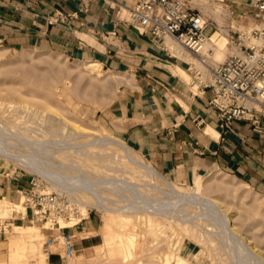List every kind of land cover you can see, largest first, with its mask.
<instances>
[{
  "label": "rangeland",
  "instance_id": "obj_1",
  "mask_svg": "<svg viewBox=\"0 0 264 264\" xmlns=\"http://www.w3.org/2000/svg\"><path fill=\"white\" fill-rule=\"evenodd\" d=\"M234 1L223 0L218 4L216 0H194L193 7L204 14L208 22V43L219 41L225 36L224 32L236 37L237 32L246 33L262 25L263 18L255 17L257 11L246 5L248 1L244 2L245 5ZM227 47L229 51L219 60L214 58L211 62L209 58L206 63L214 65L234 52L231 46ZM171 52L175 55L174 51ZM181 54L182 59L190 62L192 78L185 76L189 82L194 79L197 70L208 76L209 67L206 64V67L198 66L193 60L199 57L184 51ZM89 63L91 61L69 59L57 53L8 51L0 47V143L17 154L28 155L31 150L26 144L39 142L41 159L48 158L56 165L78 167L86 177L98 184L99 195L102 194L108 208L115 210L123 207L128 212L143 214L159 211L171 216L173 221L169 219L171 217L151 215L150 223L142 226L141 223L133 225L123 222L125 225L121 224L122 227L119 223L110 224V232L122 240V247L125 244L117 251L105 245L106 218L103 212L88 204H93L89 196L82 192H61L66 198V210L79 221L69 228L70 234L75 235L74 228L84 218L89 217L94 222V229L76 234L73 241L77 242L87 234L96 236L91 238L87 248L75 246L70 260L59 259L55 264H175L179 257L188 264H264V193L224 173L213 172L186 184L168 179L183 191L193 195L195 192V196L199 197L197 202H176L180 200L170 195V191L155 185L148 174L133 170L131 164L135 163L128 150H132L137 159L148 160L117 138L106 127L105 120L100 118L101 111L112 101L124 77L100 68L98 79L103 82L92 81L90 76L83 73V70L91 67ZM192 85L195 87L196 83ZM45 103L53 109H45ZM83 129L96 130L100 136H107L104 138L118 140L119 147L111 149L88 144L92 136L83 133ZM49 152L56 153L50 156ZM70 169L66 172L80 173ZM12 171L20 173L24 181L29 182L33 178L40 181L47 191L60 194V190L49 181L0 156V173L10 175ZM222 180L225 184L231 183L232 188L228 191L216 189L215 183H222ZM116 187L117 191H114ZM202 195L220 203L224 213L214 207H206L205 201L200 203ZM0 201L4 204L2 207L0 203V223L4 219L9 225L0 244L4 254L0 264H35L37 253L44 251L45 239L60 233L48 230L47 225L44 226L45 221L30 220L29 215L20 220L19 208L22 205L19 194L0 197ZM14 204L19 207L14 208ZM128 212H125V216L131 215ZM181 217L194 218V222H183ZM15 226L42 228L44 239L34 241L35 248L27 242L24 250L13 253L11 242L21 236ZM130 233L136 237L134 248L130 245ZM52 250L62 252L58 246ZM47 259V264H53Z\"/></svg>",
  "mask_w": 264,
  "mask_h": 264
},
{
  "label": "crops",
  "instance_id": "obj_2",
  "mask_svg": "<svg viewBox=\"0 0 264 264\" xmlns=\"http://www.w3.org/2000/svg\"><path fill=\"white\" fill-rule=\"evenodd\" d=\"M134 2L0 0V47L57 53L122 75L100 118L167 180L186 184L221 172L264 193V120L260 130L241 121L232 122L231 129L222 128L207 108L211 90L194 87L188 80L190 62L174 55L166 40L139 34L129 25L127 11ZM21 176L0 173L1 198L27 188ZM8 227L3 219L0 244ZM92 229L94 222L88 217L73 231L76 235ZM95 236L84 235L74 244L87 248ZM55 251L48 257L53 264L60 259ZM3 256L0 250V259Z\"/></svg>",
  "mask_w": 264,
  "mask_h": 264
},
{
  "label": "built area",
  "instance_id": "obj_3",
  "mask_svg": "<svg viewBox=\"0 0 264 264\" xmlns=\"http://www.w3.org/2000/svg\"><path fill=\"white\" fill-rule=\"evenodd\" d=\"M193 3L194 0H135L127 11V22L139 34L168 40L182 51L201 58L209 67V74L203 76L197 70L191 85L196 83L202 89L211 90L207 108L216 115L222 128L231 129L232 122L241 121L260 130L264 120V0H248L247 3L257 11L256 18H263V25L246 33L237 32L236 37L229 34L228 45L234 52L214 65H208L207 58L200 55L202 46L209 39L208 22ZM16 193L32 221L46 223L71 217V212L66 210V198L47 191L33 178L27 188L16 190ZM71 227H48V230L59 231L60 234L45 239L43 250L47 258L55 251L51 245L61 248V253L55 252L62 260L73 255V235L64 232Z\"/></svg>",
  "mask_w": 264,
  "mask_h": 264
},
{
  "label": "bare ground",
  "instance_id": "obj_4",
  "mask_svg": "<svg viewBox=\"0 0 264 264\" xmlns=\"http://www.w3.org/2000/svg\"><path fill=\"white\" fill-rule=\"evenodd\" d=\"M216 1L218 2V4L223 3V0H216ZM211 13H213V12H211ZM224 35L225 36L222 37L216 43H208V40H207L205 42V44L202 46L201 50H200L201 57L202 58H207V59L211 58V60L210 59L209 60L211 62H213L214 58H218V60H219V57L224 56L229 51V49L227 47V45L229 43L228 36H227L228 34L224 32ZM167 45L171 49V51H174L175 54L178 57L182 58L181 49L177 48L174 44H172L168 40H167ZM193 60H194L196 65H198V66L201 65L203 67H206L205 63L202 62L201 58H195L194 57ZM83 73L87 74L88 76H90L92 81L103 82L102 79H98L100 74H101L99 65L92 64L90 68H88L86 70H83ZM44 108L48 109V110H52L53 109V107L51 105H49L48 103H45ZM83 133H86L87 135L92 136V139L90 140V142H88V144L89 143H93L94 145H98V146L102 145V146H105L106 148L117 147V146L119 147L118 140H117V142H118L117 143L115 141V139L113 140L112 137H111L112 139L104 138V137H107V136H104V135L100 136V134H98V131H96V130L83 129ZM83 138H86V137H83ZM26 145H28L30 147L31 151L29 152L28 155H20V154H17L15 151L11 150L10 148H8L7 146H5V144H3L1 142L0 143V156L15 162L19 166L23 167L25 170L34 173L37 177H40V178H43L44 180L49 181L52 186H54L55 188L60 190L59 191L60 194H61V192H65L67 194H76L77 192H82L86 196H89V198L92 200L93 204L92 203H88V204L90 206H94L95 208H97L98 210L103 212L104 215H105L106 221H105V225H104V233H105L104 240H105V245L108 246V247H113L114 249H117V251H118V249L120 250L121 248H123L125 246V244H123L124 246L122 247V240L120 238H118V236H116L114 233L110 232V228H109L110 224L119 223V226H120L121 224L125 225V224H123V222L127 223V224L128 223L129 224L133 223V225L135 223H137V224L141 223L140 226H142V224L150 223L151 215H159V216H162V217H171V216L160 214L159 211L147 212V213L143 214V212H137V213L136 212L135 213L134 212H128L126 209H123V207L119 208V209H115V210L114 209H110V208H108L106 206V204L104 202L105 199L104 200L102 199V194L99 195L100 193L97 190L98 189V187H97L98 184L95 181H92L88 177H86L83 174V172L81 170H79L78 167H74V166L71 167L70 165L68 166V165H62V164L56 165L55 163H53L48 158L41 159V155L39 153L40 152V150H39V146H40L39 142H29ZM126 151H127V149H126ZM128 152L131 153L130 154L131 158L134 160V162L132 160H131V162L135 163V165L131 164V166H133V170H135V171H137L139 173L143 172V173L148 174L150 180L155 185H157L159 187L161 186L162 188L170 191L171 192L170 195L174 196L175 199H179L180 200V201H176V202L185 203V202H188V201L191 202V201H196V199H199V197L195 196V192H194V195H193V193L192 194L187 193V192L183 191L181 188L177 187V185L171 184L162 174H160L155 168H153L148 161H144L143 159L142 160L137 159L136 155L134 156V152L132 150H128ZM55 153L56 152H51V153L49 152V155L52 156ZM125 155H126V153H125ZM126 157H127V155H126ZM127 158H129V157H127ZM131 158H129V159H131ZM70 168L74 169V170H76L77 172H80V173H76L75 174V173L66 172L67 169H70ZM223 181L224 180H222V183H218V182H217L218 184L215 183L216 186H214V187L216 189L221 190V191L222 190L223 191L230 190L232 188L231 183L230 184L228 183L229 185H231V187H230L228 184H225V182L223 183ZM36 182H40V181L36 180ZM117 188L118 187H116V190H114V188L111 189V190L117 191ZM61 195H63V194H61ZM201 199H203V200H201V201L199 200L200 203H203L202 201H205L204 203L206 204V207L208 205L209 208L210 207H214V208L218 209L221 213H224V211H223L224 207L222 208L220 203H218L217 201H215V200L211 201L210 197L206 198V197H203V195H202ZM0 203H1V201H0ZM1 206L3 207L4 204L1 203ZM13 207L14 208H18L19 205L18 204H14ZM19 209H20L21 214L25 213V210L23 209L22 206ZM164 210H166V209H164ZM125 212L126 213L127 212L131 213V215L130 216H125ZM212 212H214V211L212 210ZM169 219H171V221H173L172 217L169 218ZM181 219H182L183 222H186V223H191L192 224V222H194V218H182L181 217ZM198 221H199V219H198ZM78 222L79 221H77L76 218H74L73 214H71V217L68 220H64L62 218H57L54 221L49 220L48 222H46L44 224V226L47 225V227H52L53 229H60L62 227L74 226ZM120 222H122V223H120ZM62 225H64V226H62ZM68 225H71V226H68ZM47 227H45V228H47ZM120 227H122V226H120ZM15 229L21 232V236L19 238L15 239V240H12V242H11L12 243L11 246H13L11 248H13V251H14V252L12 251L13 253H15V252H17V251H19L21 249L24 250V248H23L24 244L27 243V242L30 245L34 246V241H36L38 239H44V238H42L44 236L42 228H37L36 226H28V227L27 226L26 227L15 226ZM128 236H129V240H130V243H131L130 244L131 248H134L135 245H136V241H135L136 237H134L135 236L134 233H130ZM128 236H126V237H128ZM57 239L60 240V238H57ZM55 246L56 245H51L50 247L52 249ZM128 247L129 246H127V248ZM34 248H35V246H34ZM128 249H130V248H128ZM126 255H127V253H126ZM258 256L262 257L259 254H258ZM125 258H126V256H125ZM46 259H47V254L44 251L42 253L38 252L37 253V262H35V261L34 262H35V264H47ZM67 259L70 260L71 257H69ZM29 262H33V261L30 260ZM175 264H188V262L185 259H181L179 257L178 262H176Z\"/></svg>",
  "mask_w": 264,
  "mask_h": 264
}]
</instances>
